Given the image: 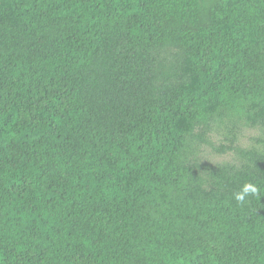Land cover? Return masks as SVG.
Returning <instances> with one entry per match:
<instances>
[{
	"label": "trees",
	"instance_id": "obj_1",
	"mask_svg": "<svg viewBox=\"0 0 264 264\" xmlns=\"http://www.w3.org/2000/svg\"><path fill=\"white\" fill-rule=\"evenodd\" d=\"M0 264H264V0H0Z\"/></svg>",
	"mask_w": 264,
	"mask_h": 264
},
{
	"label": "rangeland",
	"instance_id": "obj_2",
	"mask_svg": "<svg viewBox=\"0 0 264 264\" xmlns=\"http://www.w3.org/2000/svg\"><path fill=\"white\" fill-rule=\"evenodd\" d=\"M204 5L208 6L216 0H201ZM228 126L221 128H212L206 134L207 142H197L194 155L199 163L220 164V163H238V158L233 150L225 149L224 147L229 144ZM237 131L238 145L241 147H248L253 138L259 134L257 126H251L245 123L239 124ZM223 149V150H219Z\"/></svg>",
	"mask_w": 264,
	"mask_h": 264
}]
</instances>
